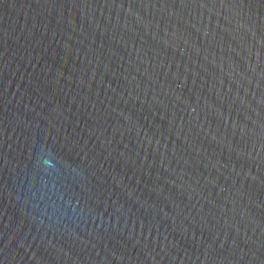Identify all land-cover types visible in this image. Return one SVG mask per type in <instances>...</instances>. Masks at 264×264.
Returning <instances> with one entry per match:
<instances>
[{
	"label": "water",
	"instance_id": "water-1",
	"mask_svg": "<svg viewBox=\"0 0 264 264\" xmlns=\"http://www.w3.org/2000/svg\"><path fill=\"white\" fill-rule=\"evenodd\" d=\"M0 264H264V0H0Z\"/></svg>",
	"mask_w": 264,
	"mask_h": 264
}]
</instances>
